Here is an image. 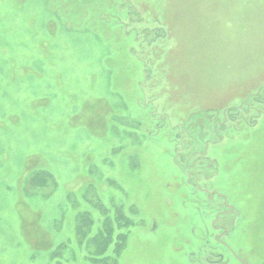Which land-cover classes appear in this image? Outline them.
Segmentation results:
<instances>
[{
  "label": "rangeland",
  "instance_id": "374dc122",
  "mask_svg": "<svg viewBox=\"0 0 264 264\" xmlns=\"http://www.w3.org/2000/svg\"><path fill=\"white\" fill-rule=\"evenodd\" d=\"M255 94L264 0H0V264H187L203 196L185 189L184 136L210 143L227 240L264 264Z\"/></svg>",
  "mask_w": 264,
  "mask_h": 264
},
{
  "label": "flooded vegetation",
  "instance_id": "af4514ba",
  "mask_svg": "<svg viewBox=\"0 0 264 264\" xmlns=\"http://www.w3.org/2000/svg\"><path fill=\"white\" fill-rule=\"evenodd\" d=\"M147 34L148 32H141L140 37L138 36V42H140V53H142V45L146 43L147 36L145 35ZM146 45L149 46V44ZM257 102L264 105V98L256 96L255 94L253 96L252 104H257ZM251 107L252 105L248 106V111L245 112V114L250 112ZM242 109L243 108L241 107L239 112H241ZM242 113L244 114V112ZM217 124L218 123H216V126L221 125ZM194 128L196 130H200V127L198 126H194ZM219 128L223 130L226 128V126H224V128L223 126ZM181 129L182 128L178 127V130L181 131ZM209 129L211 128H208L207 130ZM215 132L217 133L218 131L215 130L214 133ZM181 141V148H183V151L185 150L189 153L187 156L188 159H186V161L184 160L187 167L185 171V189H187L188 193L191 195L203 196V204H200L199 207V215L201 220H203V238L200 241V246L197 249L190 251L186 263L246 264L242 260L244 258L240 255L237 246L227 240L232 232L229 233L228 227L224 225L223 221L226 217L233 213L234 207L229 205L227 203V197H225L223 193L214 187L215 184L212 181V178L218 171V164L216 163L215 159L213 160L208 157L207 148L209 147L210 143H205L204 147H202V151L194 150L191 152L190 150L192 147L188 144L189 142L186 143L185 136ZM192 170L195 172V174L191 172ZM199 179L203 181L202 185L199 183ZM215 206H217V208H215ZM210 230L212 233L209 232Z\"/></svg>",
  "mask_w": 264,
  "mask_h": 264
},
{
  "label": "trees",
  "instance_id": "16d2710c",
  "mask_svg": "<svg viewBox=\"0 0 264 264\" xmlns=\"http://www.w3.org/2000/svg\"><path fill=\"white\" fill-rule=\"evenodd\" d=\"M38 179H45L44 181L47 183V176H44V178H42V176L41 177L36 176L35 178L31 179V183H32V181L33 182L38 181ZM84 218L85 217H83V218L81 217L80 218L81 220L79 221V227L78 228L80 230L79 231V234L81 236H84L85 235V230L84 229H86L87 228L86 226L89 225V222H86ZM85 223H86V225H85ZM111 231H112L111 228L107 227L105 229V231L99 236V238L98 237L95 238V241H97V244H96V247L94 248L93 252H98V253L101 252V253H104L106 251L107 247L109 246L108 245L109 244V241H111L109 239V237L111 235L110 234ZM121 236L122 235H119L118 236V239L120 238V241H121ZM121 245L122 244L120 242V247H121ZM120 247H119V242H117L116 245H115V249H114V253L115 254L119 252Z\"/></svg>",
  "mask_w": 264,
  "mask_h": 264
}]
</instances>
